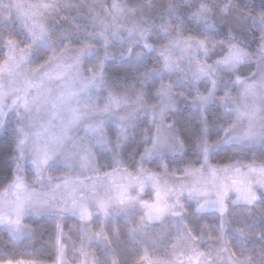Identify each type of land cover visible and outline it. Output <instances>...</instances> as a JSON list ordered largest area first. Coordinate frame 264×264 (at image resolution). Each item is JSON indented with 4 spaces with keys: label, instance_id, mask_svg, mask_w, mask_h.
Instances as JSON below:
<instances>
[{
    "label": "snow or ice",
    "instance_id": "obj_1",
    "mask_svg": "<svg viewBox=\"0 0 264 264\" xmlns=\"http://www.w3.org/2000/svg\"><path fill=\"white\" fill-rule=\"evenodd\" d=\"M70 219L72 264H264V0H0V235L55 224L0 264Z\"/></svg>",
    "mask_w": 264,
    "mask_h": 264
},
{
    "label": "trees",
    "instance_id": "obj_2",
    "mask_svg": "<svg viewBox=\"0 0 264 264\" xmlns=\"http://www.w3.org/2000/svg\"><path fill=\"white\" fill-rule=\"evenodd\" d=\"M242 3H250L252 4L256 10H259L262 0H240ZM257 47L256 43L252 44L253 50H255ZM184 115H187V112L184 113ZM27 223V221H26ZM73 221L70 219L66 222V227L64 229L65 237L67 239L68 243V264H72V261L70 260V257L72 256V245L71 240L78 239V235L76 233H72L71 237H69L68 233V227L72 226ZM31 227L37 229L38 235L36 238H34L33 243L35 244L34 248H25L23 245H12L9 244L6 240L3 239V235H0V258H15V259H24L26 261H31L33 259H37L42 253H44V250L40 246V240H39V233L43 232L44 229H48L50 233L53 234V243L55 240V224L51 223L49 221H40L36 224H31ZM47 235L45 236V240H47ZM49 250H51V246H49ZM46 255V253H44ZM144 255L143 252L140 253L139 256L136 257V259H140ZM151 259H160L162 258L159 253L153 254L150 256ZM44 264H49L48 261H44Z\"/></svg>",
    "mask_w": 264,
    "mask_h": 264
}]
</instances>
